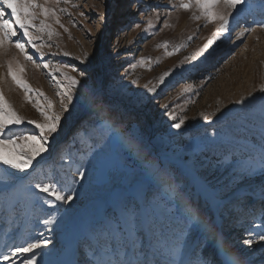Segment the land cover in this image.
Instances as JSON below:
<instances>
[{
  "label": "rangeland",
  "instance_id": "obj_1",
  "mask_svg": "<svg viewBox=\"0 0 264 264\" xmlns=\"http://www.w3.org/2000/svg\"><path fill=\"white\" fill-rule=\"evenodd\" d=\"M181 2L69 0L65 4L60 0L58 7L67 9L57 11L64 27L47 21L52 23L54 34L48 40L46 32L40 33L42 39L37 43L52 45L43 48V60L31 48L28 51L36 63L25 60L14 44L0 50V76L7 73V61L18 58L29 85L50 99L57 112L58 86L49 74L51 68L44 69L43 63L61 66L81 80L70 114L62 113V132L44 154L45 159L34 164L37 171L29 169L33 183L71 185L77 198L70 207L58 204L51 209L40 202L49 197L37 193L39 200H28L15 211L8 210L0 198V254L44 233L51 244L43 249L41 264H85L78 249L98 223L109 217L115 220L125 208L169 221L176 217L178 206L182 208L185 200H191L211 224V234L221 239L238 264H264V242L251 247L243 243L253 238L250 232H264V227L253 228L264 223V173L234 177L231 169L217 165L215 149L206 140L218 131L219 142L226 125L252 106H241L237 100L251 92L256 93L253 104L264 100V93L259 91L264 87V27L259 24L264 21V12L246 7L235 12L231 20L236 17L239 23L226 41L227 35L218 31L219 21H209L194 0H183L190 3L188 9L181 7ZM244 28L249 31L237 38ZM209 41L214 43L201 52ZM64 52L69 55L64 56ZM63 65L69 67L64 69ZM166 72L169 75L161 83L160 77ZM55 75L62 78L60 73ZM146 85L155 87V93L147 92ZM0 88L20 115L40 118L10 78L0 81ZM31 96L36 99L37 92ZM40 102L46 103L42 97ZM165 104L178 118H186L182 129L171 128L173 121L165 114ZM204 116L211 120L205 121ZM106 125L120 134L133 132L142 137L148 158L171 169L176 187L160 185L140 161L119 158L114 148L108 154L116 158L101 173L83 128L99 136L107 132ZM31 129L25 124L14 130L23 133ZM78 168L85 172V179L73 184ZM250 197L256 200L250 203ZM50 214L57 222L46 228L42 221ZM197 236L194 232L193 239ZM151 240L145 229V250ZM83 252L89 253L86 246ZM204 254L211 261L213 248L209 246ZM198 255V251L194 254L189 249L193 264H205L203 256L198 260Z\"/></svg>",
  "mask_w": 264,
  "mask_h": 264
},
{
  "label": "snow or ice",
  "instance_id": "obj_2",
  "mask_svg": "<svg viewBox=\"0 0 264 264\" xmlns=\"http://www.w3.org/2000/svg\"><path fill=\"white\" fill-rule=\"evenodd\" d=\"M63 2L67 4L69 0H63ZM59 3L60 0H43V3L39 0H0V50H6L7 45L14 44L25 60L36 63L32 53L28 51L29 48L43 60L46 55L43 48H51L52 45L37 43L42 39L40 33L46 32L48 40H51L54 34L52 23L47 21L51 19L54 24L64 27L57 11L63 13L67 9L59 8ZM194 3L199 6L209 21H219L218 31L220 32L229 30L231 18L242 7H246L249 11L259 8L261 12H264V0H256V2L252 0H194ZM189 6L190 3H184L182 0L181 7L188 9ZM80 14L84 15L83 12ZM37 20L39 24L36 23ZM259 24L264 27V21H260ZM64 30L67 31L66 28ZM247 31L249 29H242L237 38ZM188 39L191 40L192 37L189 36ZM213 43L214 41H209L201 52L207 51ZM163 47L167 50V42ZM56 54L51 53V55ZM166 54L173 55L172 52L167 51ZM63 55L68 56L69 53L64 52ZM68 67L63 65L64 69ZM43 68H51L49 74L58 86L56 95L59 97V112L55 110L50 99L29 85L24 76V65L18 58L9 59L6 75L0 76V81L10 78L12 84L22 91L24 100L32 103L40 117L27 119L20 115L5 98L0 88V169L3 170L0 172V198L7 205V209L12 211L28 200H39L37 193L49 197L40 202L51 209L57 208L58 204L70 207L78 195L71 185L61 186L55 181L33 183L29 173V169L33 173L37 171L34 164H39L45 159L44 154L49 152L50 146L62 132V119H64L62 113L70 114V106L74 103L76 90L81 85L80 79L69 75L67 71L62 70L61 66H50L49 62L45 61ZM72 71L75 72L77 69L72 68ZM56 73H60L62 78H57ZM79 75L83 77L84 73L80 72ZM168 75V72L164 73L160 77V82L163 83ZM130 83L135 84L136 81H130ZM145 87L147 92L155 93L156 91L155 87L149 88L147 85ZM259 91L264 93V87ZM33 92H37L36 99L31 96ZM41 97L46 103L40 102ZM255 100L256 93L251 92L236 101L241 106L246 104L252 106L237 114L226 125L223 138L219 142L217 138L221 136V133L218 131H213L206 137L215 149L213 158L217 165L231 169L234 177L243 178L257 172L264 173V100L259 104H253ZM163 107L165 114L173 121L171 128L182 129L186 118H178L174 110H168L170 107L168 104ZM203 119L210 121L211 117L204 116ZM25 124L31 125L32 129L23 133H17L14 130ZM106 128L107 132L99 136L90 132L88 127L83 128L84 136L91 141V148L97 158L96 167L101 173L106 171L111 161L116 158L108 154V150L114 148L119 158L140 161L144 169L160 185L173 189L176 187L171 169L163 166L160 161L148 158L142 137L133 132L120 134L115 132L111 125H106ZM76 176L78 179H74L73 184L85 179V172L78 168ZM42 222L47 228L48 225L57 221L55 216L50 214L49 218ZM256 227H264V223L253 225V228ZM145 229L152 237L147 245L148 250H145L143 243ZM194 232L198 233L196 239H193ZM211 233V224L203 219L201 209L191 200H185L182 208L178 206L176 217L169 221L145 217L137 210L125 208L120 217L115 220L109 217L95 225L78 251L84 255L85 264H193V261L188 258L190 248L194 254L197 251L200 253L198 260L203 256L205 264H238L236 257L228 252L221 239ZM249 235L253 238L243 240V243L249 247L254 243L264 242V232L257 234L250 232ZM50 244L51 241L45 237L44 233H39L36 237L14 245L7 252L0 254V264H17L18 259L19 264H41L40 258L45 254L43 249ZM85 246L90 254L83 252ZM209 246L213 248L211 261L204 254ZM141 256L142 261L139 260Z\"/></svg>",
  "mask_w": 264,
  "mask_h": 264
},
{
  "label": "bare ground",
  "instance_id": "obj_3",
  "mask_svg": "<svg viewBox=\"0 0 264 264\" xmlns=\"http://www.w3.org/2000/svg\"><path fill=\"white\" fill-rule=\"evenodd\" d=\"M238 23H239V22H238V20H237L236 17L233 18V19L230 21V24H229V30H228L227 32H224V34L227 35V37H226V41H230V40L228 39V36H229V38L231 37V34H232V32H233L235 26H236ZM250 198H252V199L250 200V203H252L253 200H256V198H254V197H250ZM231 201H232V200H228L227 203H230ZM226 248H227V247H226ZM64 264H70V263L67 262V261H65Z\"/></svg>",
  "mask_w": 264,
  "mask_h": 264
}]
</instances>
